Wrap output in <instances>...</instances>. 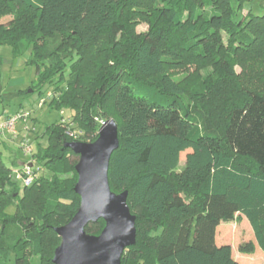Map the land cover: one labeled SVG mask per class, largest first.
<instances>
[{
  "label": "trees",
  "instance_id": "16d2710c",
  "mask_svg": "<svg viewBox=\"0 0 264 264\" xmlns=\"http://www.w3.org/2000/svg\"><path fill=\"white\" fill-rule=\"evenodd\" d=\"M248 1L0 0V16L14 14L11 28L0 27V44L15 55L23 44L33 47L35 87L52 84L51 107L71 109L81 132L64 122L47 127L49 142L35 155L50 174L37 175L22 194L0 156V264L9 252L16 264L35 257L57 264L56 228L81 206L79 155L67 144L95 141L109 107L119 140L109 186L127 192L136 228L121 264H240L231 244L216 243V231L243 216L254 239L239 251H264V0H257L260 13L243 15ZM126 12L149 29L134 30ZM103 35L110 37L108 59L90 56ZM48 39L57 41L49 46ZM187 61H216L222 72L199 82L192 101L168 73ZM104 227L100 218L85 232L98 236Z\"/></svg>",
  "mask_w": 264,
  "mask_h": 264
},
{
  "label": "rangeland",
  "instance_id": "374dc122",
  "mask_svg": "<svg viewBox=\"0 0 264 264\" xmlns=\"http://www.w3.org/2000/svg\"><path fill=\"white\" fill-rule=\"evenodd\" d=\"M252 8L255 12L260 13L261 8L257 4V0H249L245 4V8L241 14L245 15L248 9ZM200 10L207 11V4L203 5ZM14 14H3L0 16V27L5 29L11 28L10 22L13 20ZM123 20H127L131 27L137 32H145L149 29L150 24L139 15H130L125 13ZM57 39H48L46 44L52 46ZM24 43H26L24 41ZM110 37L103 35L95 45L90 56L96 58L108 59L111 52ZM100 48H103L100 49ZM33 47L28 44H23L20 53L15 55L12 45L8 43L0 44V111L5 110L12 114L19 110L29 111L31 117L23 119L17 125L18 136L16 138L8 137L6 145H0V156L4 163L12 170L20 167L22 163L34 160V168L37 175L48 176L50 172L37 163L36 153L39 145L44 147L49 142V137L46 134V129L55 123L64 122L69 125V128H77L78 124L73 122L74 112L71 109L63 108L59 110L51 107L52 96L54 95V86L51 84L44 85L40 90L35 87L37 81V67L32 63ZM236 72L245 78L248 76V71L245 67L239 64L235 65ZM168 73L178 81H182L188 90L187 100H191V90L197 88V84L203 80L211 81L213 78H220L222 72L219 69V64L216 63H195L184 62L181 64L171 65L168 68ZM63 87L66 86L62 82ZM44 98L43 105H40L41 99ZM113 119L115 120L114 112L109 107L105 116L98 119L100 123ZM76 132L80 130L76 129ZM26 140L33 146V154L27 155L21 148V141ZM89 142V141H88ZM187 150L181 154V160L178 170H181L185 163ZM23 193L21 189L20 194ZM254 239L253 229L246 217L241 220L230 222H222L216 231L217 244H231L234 248V255L238 259L242 257V264H246L243 258H254L259 263H264V251L257 247L252 254H245L239 251V245ZM38 257H35L33 264H38ZM3 264H16L15 252H9L3 257Z\"/></svg>",
  "mask_w": 264,
  "mask_h": 264
},
{
  "label": "water",
  "instance_id": "95a60500",
  "mask_svg": "<svg viewBox=\"0 0 264 264\" xmlns=\"http://www.w3.org/2000/svg\"><path fill=\"white\" fill-rule=\"evenodd\" d=\"M79 155L76 192L81 206L65 226L56 228L61 243L54 253L57 264H121L123 251L135 243V216L127 203V192L111 191L108 179L110 158L118 148V126L113 119L102 122L93 142L67 144ZM105 220L98 236L88 235L90 221Z\"/></svg>",
  "mask_w": 264,
  "mask_h": 264
},
{
  "label": "built area",
  "instance_id": "2783aa9c",
  "mask_svg": "<svg viewBox=\"0 0 264 264\" xmlns=\"http://www.w3.org/2000/svg\"><path fill=\"white\" fill-rule=\"evenodd\" d=\"M43 103L44 98L41 99L40 105H43ZM30 117L31 115L29 111L19 110L12 114L7 113L5 110L0 111V135L3 138H16L18 136V123L21 122L23 119H28ZM20 146L24 149L27 155L33 154V146L29 144L28 141H21ZM12 175L21 189L32 185L33 182L36 180L37 176V173L34 168V160L24 162L20 167L13 169Z\"/></svg>",
  "mask_w": 264,
  "mask_h": 264
},
{
  "label": "crops",
  "instance_id": "0c3cea01",
  "mask_svg": "<svg viewBox=\"0 0 264 264\" xmlns=\"http://www.w3.org/2000/svg\"><path fill=\"white\" fill-rule=\"evenodd\" d=\"M6 140H8L7 138H3L1 135H0V145L1 144H3V145H6L5 143H6ZM222 244V243H221ZM233 255H234V248H233ZM234 257H235V255H234ZM236 258V257H235ZM237 259V258H236ZM241 259H242V257H239L237 260L239 261V263L240 264H242V262H241ZM243 260L245 261V262H247L246 264H264V263H259V262H257V260L256 259H254V258H252V257H250V258H247V257H245V258H243Z\"/></svg>",
  "mask_w": 264,
  "mask_h": 264
}]
</instances>
